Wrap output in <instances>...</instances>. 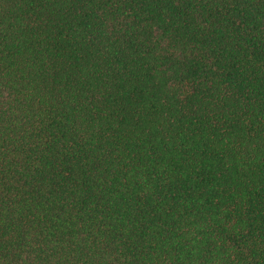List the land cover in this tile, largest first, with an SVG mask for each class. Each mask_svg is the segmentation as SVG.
I'll return each mask as SVG.
<instances>
[{"label": "trees", "instance_id": "trees-1", "mask_svg": "<svg viewBox=\"0 0 264 264\" xmlns=\"http://www.w3.org/2000/svg\"><path fill=\"white\" fill-rule=\"evenodd\" d=\"M0 264H264V0H0Z\"/></svg>", "mask_w": 264, "mask_h": 264}]
</instances>
